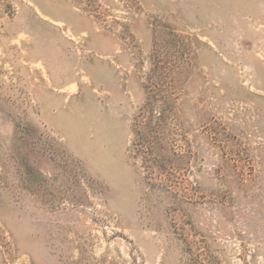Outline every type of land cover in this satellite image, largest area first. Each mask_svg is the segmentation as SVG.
<instances>
[{
	"label": "rangeland",
	"instance_id": "obj_1",
	"mask_svg": "<svg viewBox=\"0 0 264 264\" xmlns=\"http://www.w3.org/2000/svg\"><path fill=\"white\" fill-rule=\"evenodd\" d=\"M0 264H264V0H0Z\"/></svg>",
	"mask_w": 264,
	"mask_h": 264
}]
</instances>
